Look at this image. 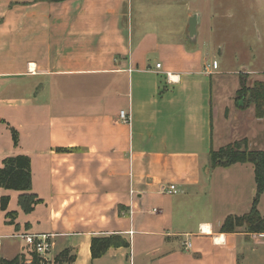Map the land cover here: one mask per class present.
<instances>
[{"label": "crops", "instance_id": "obj_1", "mask_svg": "<svg viewBox=\"0 0 264 264\" xmlns=\"http://www.w3.org/2000/svg\"><path fill=\"white\" fill-rule=\"evenodd\" d=\"M224 1L264 33V0ZM221 2L0 0V168L29 157L41 200L25 213L21 193L0 188V259L31 263L16 241L31 234L54 236L52 264H264V231L222 230L251 212L256 174L213 166L212 152L242 140L264 151V117L236 103L242 80L264 82V57L217 59ZM94 238L119 246L93 258Z\"/></svg>", "mask_w": 264, "mask_h": 264}, {"label": "trees", "instance_id": "obj_2", "mask_svg": "<svg viewBox=\"0 0 264 264\" xmlns=\"http://www.w3.org/2000/svg\"><path fill=\"white\" fill-rule=\"evenodd\" d=\"M38 1V0H37ZM59 2L64 0H49ZM236 103L238 107L245 109L250 105L255 107V116L264 117V82H255L249 86L242 80L241 89L238 91ZM15 145L19 142V136L13 131ZM213 166L228 167L236 163H251L255 167L257 195L253 203L251 212L242 217H229L222 226V230L232 232L236 226L247 225L251 232L264 231V220L258 211L260 197L264 193V151H249L247 140H242L229 144L219 151L212 152ZM0 188L20 192L19 205L25 213H31L35 205L41 202L32 190L31 160L26 156L11 157L4 160V167L0 168ZM10 198L5 196L1 200V207L7 210ZM16 213H8L12 217ZM128 246L127 243H124ZM119 246V243L111 238H94L91 251L93 258L103 256L111 247ZM62 253L56 262H62ZM0 264H52L43 261L39 256L34 255L31 263H28L22 256H17L12 260L0 259Z\"/></svg>", "mask_w": 264, "mask_h": 264}, {"label": "rangeland", "instance_id": "obj_3", "mask_svg": "<svg viewBox=\"0 0 264 264\" xmlns=\"http://www.w3.org/2000/svg\"><path fill=\"white\" fill-rule=\"evenodd\" d=\"M220 5L223 9L217 12L220 16L216 19V27L225 29V33L223 32L222 35H225L227 39L219 35L216 37V40L225 39L227 40V45L224 57L217 53V59L219 61L222 58L225 59V62H228V66L232 68L234 67L232 59L237 54L240 61L259 65L260 60L264 57V33L260 30V25L258 24L256 27L255 23L253 24L252 21L247 20L246 17L244 18L241 15L240 11L244 9L241 3L222 0ZM227 8L231 10L232 18H229V10H226ZM259 36L263 38L260 42ZM236 38L239 39V42L235 41ZM158 60L162 61L160 58ZM248 83L250 85L251 81ZM16 241L23 243L19 238Z\"/></svg>", "mask_w": 264, "mask_h": 264}, {"label": "built area", "instance_id": "obj_4", "mask_svg": "<svg viewBox=\"0 0 264 264\" xmlns=\"http://www.w3.org/2000/svg\"><path fill=\"white\" fill-rule=\"evenodd\" d=\"M212 67L216 68L217 64L216 63L212 64ZM157 68H161V65L158 64ZM120 118L125 123L131 122V115L128 111H122L120 113ZM162 191L170 195L178 194V189L175 185L164 186ZM129 214L130 216L133 215L132 207L130 208ZM53 237H54L53 235H31V234H23L17 236V238L24 241V243L30 249L31 253L39 256L43 261L48 263H50L49 257L52 254L54 248ZM186 247L187 249H189L191 247V243H187Z\"/></svg>", "mask_w": 264, "mask_h": 264}, {"label": "water", "instance_id": "obj_5", "mask_svg": "<svg viewBox=\"0 0 264 264\" xmlns=\"http://www.w3.org/2000/svg\"><path fill=\"white\" fill-rule=\"evenodd\" d=\"M196 35V18L194 17L191 21H190V37L194 38Z\"/></svg>", "mask_w": 264, "mask_h": 264}]
</instances>
